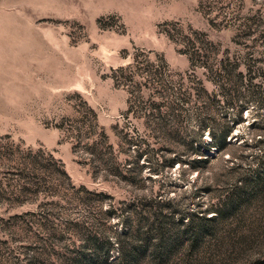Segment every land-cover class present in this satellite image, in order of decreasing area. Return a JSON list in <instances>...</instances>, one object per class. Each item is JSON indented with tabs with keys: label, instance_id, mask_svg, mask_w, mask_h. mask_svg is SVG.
I'll return each instance as SVG.
<instances>
[{
	"label": "rangeland",
	"instance_id": "1",
	"mask_svg": "<svg viewBox=\"0 0 264 264\" xmlns=\"http://www.w3.org/2000/svg\"><path fill=\"white\" fill-rule=\"evenodd\" d=\"M153 213L162 264H264V0H0V264H122Z\"/></svg>",
	"mask_w": 264,
	"mask_h": 264
},
{
	"label": "trees",
	"instance_id": "2",
	"mask_svg": "<svg viewBox=\"0 0 264 264\" xmlns=\"http://www.w3.org/2000/svg\"><path fill=\"white\" fill-rule=\"evenodd\" d=\"M227 140H228L227 137L224 136V141H227ZM196 156L197 158L194 160L195 162H200L205 159L204 153H201L199 150L197 151ZM192 213H195L198 215L199 210H193L191 211V214ZM153 215H154V219L148 226V230H149L148 235L146 236V238H140L143 240V242H141L140 244L139 241L135 239L134 241L137 244H134L132 246L131 251L126 255L123 254L122 252V254L119 256V259L120 261H122V264H137L139 259L136 255L135 256L133 255V252L144 253L147 247H150L151 249L154 250V254L156 253L158 255V256L155 255L154 258L157 259V262L159 264H162V263L167 262L172 252L177 247L178 240L176 241L175 238L168 240L167 238L169 228L167 226L168 222L165 221L166 216L163 217L161 213H153ZM193 224L194 222H192L191 218H189L186 225L191 227L193 226ZM193 228L194 227L190 228V230L194 232V233L192 232L191 235H192V245H195L201 242L202 236L200 233H197V231L195 232ZM154 230L157 233V237H155V240H154V232H155ZM130 235H131V230L129 229L122 231L121 242H125V240L130 238ZM180 242L181 240H179L178 243ZM99 259L97 261H99ZM90 264H93V262H90Z\"/></svg>",
	"mask_w": 264,
	"mask_h": 264
}]
</instances>
